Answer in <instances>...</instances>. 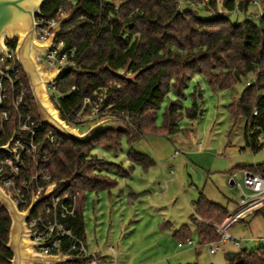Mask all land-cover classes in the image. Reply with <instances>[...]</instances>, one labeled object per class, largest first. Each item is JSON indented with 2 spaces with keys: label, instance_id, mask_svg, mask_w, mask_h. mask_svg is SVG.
Here are the masks:
<instances>
[{
  "label": "trees",
  "instance_id": "1",
  "mask_svg": "<svg viewBox=\"0 0 264 264\" xmlns=\"http://www.w3.org/2000/svg\"><path fill=\"white\" fill-rule=\"evenodd\" d=\"M259 1L264 3L183 0V8L179 0H122L118 4L80 0L75 5L67 0H49L45 4V18H52L60 8L72 15L63 24L60 39L78 50L80 73L71 71L49 86L58 95L55 99V94H50L61 119L78 130L105 117L116 118L123 124L122 129L108 130L88 143L67 139L50 129L55 140L44 141L40 146L39 159L44 170L49 171L52 179L68 182L71 192L77 194L72 225L78 237L85 241L83 211L87 193L116 186L114 179L100 173L113 165L95 156L94 148L116 150L124 140L132 146L145 136L179 132V121L184 115L181 98L187 83L197 74L206 78L213 91L244 85L241 96L231 102L228 111L235 122L240 117L245 121L243 150L256 155L264 149V143L259 141H264V9L259 14L250 12ZM201 6L204 8L200 9ZM201 11L207 16H201ZM234 13L250 16L234 23L230 18ZM16 41L15 38L8 44L15 47ZM23 80L28 87L24 109L39 121L24 75ZM171 89L178 99L166 106L159 127L157 110ZM96 107L109 116L99 115L93 122L82 124L80 115L83 117ZM185 112L191 120L202 114L197 103ZM121 113L127 118H122ZM13 127L15 119L7 128L5 141ZM243 169L264 178V162ZM131 170L119 168L117 173L128 176ZM254 214L264 220V204ZM228 216L223 206L200 194L192 218L198 245L217 242L220 235L214 225H221ZM10 225L9 216L0 205V264H9L12 257L5 247ZM175 233L183 244L193 238L187 226ZM224 260L226 264H264V251L243 249L226 254ZM85 261L76 260L80 264Z\"/></svg>",
  "mask_w": 264,
  "mask_h": 264
},
{
  "label": "rangeland",
  "instance_id": "2",
  "mask_svg": "<svg viewBox=\"0 0 264 264\" xmlns=\"http://www.w3.org/2000/svg\"><path fill=\"white\" fill-rule=\"evenodd\" d=\"M103 1L118 4L122 0ZM179 2L182 8L185 7L183 0ZM263 9L264 3L259 1L251 6L250 12L259 14ZM200 15L207 16L203 11ZM248 16L234 13L230 18L235 23L244 21ZM243 90L244 85L239 84L230 89L213 91L206 78L197 74L187 83L181 98L184 115L179 121V132L169 136H145L132 146L124 140L116 150L94 148L95 156L113 165L100 173L115 179L118 186L111 189L110 195L97 192L87 196L84 223L89 253L96 248L106 251L109 246L118 252L119 246L125 253L116 257L118 264H138L145 232H149V227L166 226L167 223L174 228L182 225L190 228L195 242L190 249H198L199 264H225L226 254L240 251L228 243L215 256L209 255L208 246H198L192 218L193 203L200 194L225 207L230 215L241 201H246V196L252 195L243 187L246 172L243 168L263 163L264 149L256 155L248 149L242 150L245 148V121L240 117L235 122L228 111L231 102L238 99ZM48 92L54 96L51 87ZM177 99L171 89L157 110V126H162L166 106ZM194 103L199 105L202 114L191 120L185 111ZM118 121V125L123 126ZM90 126L79 132H86ZM129 155L145 158L154 165L148 166V172L143 171L147 163L143 167L138 165V171H132L129 178H122L117 171L119 168L129 170ZM231 181L234 185L230 184ZM229 233L236 239L256 240L248 249L262 248L264 251V220L261 216L236 223Z\"/></svg>",
  "mask_w": 264,
  "mask_h": 264
},
{
  "label": "built area",
  "instance_id": "3",
  "mask_svg": "<svg viewBox=\"0 0 264 264\" xmlns=\"http://www.w3.org/2000/svg\"><path fill=\"white\" fill-rule=\"evenodd\" d=\"M67 1L75 5L80 0ZM68 17L66 11L60 8L52 18H39L36 41L45 43L58 23ZM60 36L55 38L47 52L35 56L36 62L44 65V72L52 73L64 68L71 72L77 68V48L68 47ZM8 41L11 40L5 41L6 53L0 51V147L6 145L14 134L15 137L8 147V152L0 153V185L20 211H25L33 199L48 196L37 204L27 222L30 240L36 243L33 247L36 253L43 256L62 254L71 258L65 264H80L76 260L82 259H86L85 264H101L99 256L89 253L86 242L74 233L72 221L76 214L77 194L71 192L68 182L52 179L39 159L41 144L44 141L52 143L55 135L52 129L40 120H33L30 113L25 111L28 87L24 83L23 73L16 59L15 47L10 46ZM53 92L57 99L58 95L54 89ZM88 103L89 100L86 99L85 104ZM99 115L109 116V113L105 111L101 114L96 107L89 114L83 117L80 115V121L82 124L91 123ZM120 116L127 118L123 113ZM12 119H15V127L10 138L5 141ZM259 141L264 143L262 138H259ZM45 157L43 156V159ZM243 185L252 193L251 196H246V200L264 199V178L261 175L247 172ZM215 229L220 239L208 244L211 254L221 250V246L227 242L240 247V240L232 237L224 227ZM191 245V240H187L185 244L179 243V247Z\"/></svg>",
  "mask_w": 264,
  "mask_h": 264
},
{
  "label": "water",
  "instance_id": "4",
  "mask_svg": "<svg viewBox=\"0 0 264 264\" xmlns=\"http://www.w3.org/2000/svg\"><path fill=\"white\" fill-rule=\"evenodd\" d=\"M49 0H0V51L6 53L5 41L17 39L15 55L24 77L26 78L38 117L42 123L67 139L88 143L108 130L122 129L115 118L105 117L94 122L86 132L80 133L60 117V111L51 99L48 87L54 85L61 76L69 73L68 68L44 72V65L36 62L35 56L47 52L55 38L62 34V26L72 18L61 20L45 43L35 39L37 20L44 17L42 8ZM80 73L78 68L73 70ZM15 134L6 145L0 147V153L8 152V147ZM48 196L33 199L25 211H20L14 201L0 185V205L11 221L6 248L12 257L9 264H65L71 260L62 254L43 256L36 253V243L30 240L27 222L38 203Z\"/></svg>",
  "mask_w": 264,
  "mask_h": 264
},
{
  "label": "crops",
  "instance_id": "5",
  "mask_svg": "<svg viewBox=\"0 0 264 264\" xmlns=\"http://www.w3.org/2000/svg\"><path fill=\"white\" fill-rule=\"evenodd\" d=\"M129 162H130L129 168L130 167L132 168L131 172L132 171L133 172L138 171L137 166L141 165L143 167V166H145L146 163L148 165L143 168V171L148 172L147 171L148 166L150 165V167H151L154 165V163L150 164L149 160L142 162L141 158L133 156V155H129ZM246 173H247V171L245 172V174ZM129 174H128V176L120 175V177L129 178ZM111 179H113V178H111ZM230 184L234 185V183L232 181L230 182ZM117 186H118V182L116 181V186L111 188V189L117 188ZM125 187H128V185H126ZM243 187H244V185H243ZM122 188H123V186H122ZM111 189L88 192L86 195L84 210H85V206L87 203V196L89 193L107 192L108 195H110ZM196 202L193 203V210H194V205ZM263 204H264V199H258V198L252 199V200L241 201L240 205H238V208L231 215L229 214L228 218L221 225H214V227L215 228L216 227H224L225 228L224 230H226V232L229 233L230 228H232L236 223L241 222V221L244 222L249 217L257 216L254 213L259 208H261ZM99 207L100 206H98L97 208H99ZM83 216H84V211H83ZM98 216H100V214ZM196 218L199 221H201L200 218H198V217H196ZM183 226H186V225H182L179 228H174L169 223H167L166 226L164 224H161V225H154L155 228L149 227L148 228L149 232L148 233L145 232L146 237H145V240L143 242L144 248L142 251V256L140 258V262L138 264H173V263L174 264H199L198 258L200 257V253L198 252V249L197 248H194V250L190 249V248H193V246L195 245V242L193 239H190L193 242V245L179 247L180 242L178 241V238H177L175 232ZM84 230H85V223H84ZM85 235H86V233H85ZM238 240H240V243H241L240 247H236L232 243L227 242L221 246V250H223V247L228 243H230L232 246L238 248L239 250H243V249L248 250V251L258 250V249H254V250L248 249L250 247L249 246L250 244L257 242L256 240H252V239H238ZM85 242H86V236H85ZM203 246H208V245H203ZM203 246H199V247H203ZM260 249H262V248H260ZM117 250H118V252H116V249H114L113 246H109V247H107L106 251H103L101 248H96L95 251H93L92 253H95L99 256V258L101 260V264H118L116 262L117 261L116 257H120L121 254L123 255V253H125V252L123 250H121L119 246H118ZM119 250H121V251H119ZM221 250H219V251H221ZM217 253L211 254L209 251V255H211V256H215Z\"/></svg>",
  "mask_w": 264,
  "mask_h": 264
}]
</instances>
